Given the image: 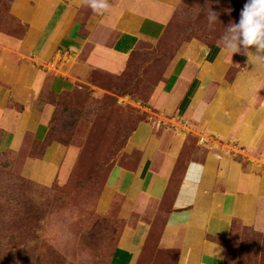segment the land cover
Here are the masks:
<instances>
[{"label":"rangeland","instance_id":"374dc122","mask_svg":"<svg viewBox=\"0 0 264 264\" xmlns=\"http://www.w3.org/2000/svg\"><path fill=\"white\" fill-rule=\"evenodd\" d=\"M12 1L0 0V32L19 36L25 23L10 11ZM190 42L228 48L214 83L229 86L233 106L262 103L264 77L249 72L246 56L264 47V0H180L162 34L114 69H87L55 92L47 83L62 68L45 63L43 90L27 99L31 64L5 55L20 71L17 91L0 110V264H152L171 257L157 251L165 215L183 164L201 156L205 137L179 124L197 139L178 149L160 209L136 201L152 176L142 170L150 139L168 117L189 125L181 105L186 83L173 85L172 75ZM247 153L240 160L264 180V142ZM255 210L261 224L237 220L224 242V264H264V200Z\"/></svg>","mask_w":264,"mask_h":264},{"label":"crops","instance_id":"0c3cea01","mask_svg":"<svg viewBox=\"0 0 264 264\" xmlns=\"http://www.w3.org/2000/svg\"><path fill=\"white\" fill-rule=\"evenodd\" d=\"M179 1L13 0L10 11L25 23V30L19 36L0 32V110L17 91L14 81L20 71L5 55L21 56L31 64L24 79L26 99L30 91L43 90L46 81L39 78L46 72L45 63L62 68L52 72L47 83L59 92L81 80L87 69L112 70L142 41L157 39ZM251 49L246 56L248 70L264 77V47L255 58ZM179 61L173 85L178 78L186 83L181 105L189 125L168 117L150 139L142 170L152 176L136 203L143 201L150 212L160 209L177 166L178 149L188 146L190 137L197 139L189 135L191 131L202 134L201 156L183 164L157 245L160 255L171 257L152 264H224V242L237 220L254 223L256 217L261 224L255 209L263 205L264 180L252 170L251 162L243 164L240 158L248 154L250 145L264 142V88L262 103L241 111L227 100L232 93L229 86L214 83L228 61L227 47L204 48L199 43L196 48L190 42ZM179 124L191 129L189 134ZM186 135L189 139H183Z\"/></svg>","mask_w":264,"mask_h":264}]
</instances>
